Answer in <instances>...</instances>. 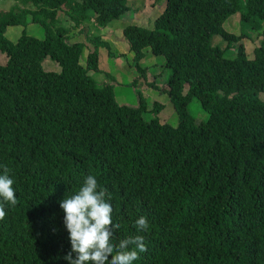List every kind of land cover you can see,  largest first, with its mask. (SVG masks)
<instances>
[{"label": "trees", "instance_id": "1", "mask_svg": "<svg viewBox=\"0 0 264 264\" xmlns=\"http://www.w3.org/2000/svg\"><path fill=\"white\" fill-rule=\"evenodd\" d=\"M17 1L0 19V166L12 170L18 199L0 220V264H69L59 202L88 175L107 190L113 223L121 224L113 243L144 236L147 251L134 264H264V99L257 95L264 91V0H165L153 27L123 26L131 66L143 78V48L164 56L175 125L144 118L138 90L137 104L117 102L112 85L88 73L98 69L96 45L82 64L84 40H71L58 16L70 27L93 14L106 25L127 0ZM236 10L243 24L261 21L252 56L240 41L245 32L223 26ZM28 21L41 24L44 36L25 28L15 41L5 35L7 25ZM214 34L225 46L211 42ZM231 41L238 47L229 57ZM45 57L59 69H46ZM147 82L156 86L153 76ZM192 98L207 119L190 114ZM160 108L156 101L152 109ZM140 216L150 225L145 232L135 227Z\"/></svg>", "mask_w": 264, "mask_h": 264}, {"label": "rangeland", "instance_id": "2", "mask_svg": "<svg viewBox=\"0 0 264 264\" xmlns=\"http://www.w3.org/2000/svg\"><path fill=\"white\" fill-rule=\"evenodd\" d=\"M128 9L121 16L110 20L106 25H100L95 22L94 14L91 15L89 23H85L81 27L72 26V21L63 17L61 11L58 12L60 19L64 20V24L68 22L69 34L71 40H84V45L80 54V62L85 64L86 55L94 45L98 49V69H89L88 73L96 82L110 83L113 87L114 95L119 103L135 105L138 103L136 90L140 91L145 97L147 108L142 112L144 118L156 115L160 121L168 122L172 125L177 124L179 115L175 111L171 100L166 91V80L169 74V68L163 66L164 56L154 55L149 47H144V56L140 60L141 66L147 71L146 79L138 74V69L134 68L132 63V52L128 49V41L123 35L122 28L127 23H135L149 28L154 26L155 16L164 8L165 0H127ZM19 3L17 0H0V19L7 16L11 8H15ZM29 17V16H28ZM67 21V22H66ZM261 21L257 24H246L240 18V10H236L229 14L223 21V26L227 30L234 33L244 31L245 34L240 41L243 42L245 51L248 56H252L254 48L261 40ZM257 25V26H255ZM29 34L43 37L45 34L44 27L37 23L28 21L27 24L7 25L5 35L15 41L21 33L22 29ZM92 40H85L87 37ZM105 40L106 43H101ZM213 44L225 46L226 42L219 34L211 37ZM238 41H231L225 48V55L232 57L236 53ZM111 52V54L109 53ZM6 55L0 51V63H4ZM46 69L58 70L59 65L49 57H45L42 61ZM155 80L156 86L149 84L147 81ZM257 95L264 99V91H258ZM161 103L159 110L152 109L155 102ZM188 110L196 121L207 119L208 112L203 109L197 98H192L188 104Z\"/></svg>", "mask_w": 264, "mask_h": 264}, {"label": "clouds", "instance_id": "3", "mask_svg": "<svg viewBox=\"0 0 264 264\" xmlns=\"http://www.w3.org/2000/svg\"><path fill=\"white\" fill-rule=\"evenodd\" d=\"M0 174V220L6 216V205L18 204L13 187L12 171L7 166ZM107 197V199H106ZM107 190L101 188L97 179L88 175L79 190L59 202L64 211V225L69 233L71 249L64 256L69 264H134L140 254L147 251L142 235L128 237L113 243L120 223H113V207ZM138 232L150 227L146 217L135 221Z\"/></svg>", "mask_w": 264, "mask_h": 264}]
</instances>
